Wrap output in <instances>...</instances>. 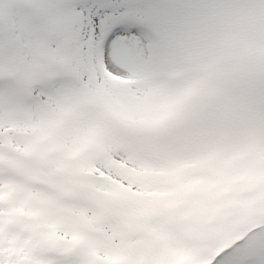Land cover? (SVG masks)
I'll use <instances>...</instances> for the list:
<instances>
[{"label": "snow or ice", "instance_id": "obj_1", "mask_svg": "<svg viewBox=\"0 0 264 264\" xmlns=\"http://www.w3.org/2000/svg\"><path fill=\"white\" fill-rule=\"evenodd\" d=\"M0 264H264V0H0Z\"/></svg>", "mask_w": 264, "mask_h": 264}]
</instances>
